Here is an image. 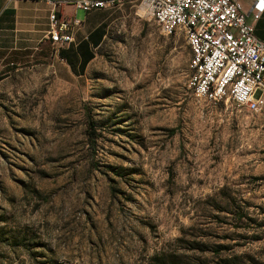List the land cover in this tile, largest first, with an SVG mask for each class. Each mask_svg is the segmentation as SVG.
Returning a JSON list of instances; mask_svg holds the SVG:
<instances>
[{"label":"rangeland","instance_id":"rangeland-1","mask_svg":"<svg viewBox=\"0 0 264 264\" xmlns=\"http://www.w3.org/2000/svg\"><path fill=\"white\" fill-rule=\"evenodd\" d=\"M139 5L84 72L0 78V264H264V111L197 98Z\"/></svg>","mask_w":264,"mask_h":264},{"label":"built area","instance_id":"built-area-1","mask_svg":"<svg viewBox=\"0 0 264 264\" xmlns=\"http://www.w3.org/2000/svg\"><path fill=\"white\" fill-rule=\"evenodd\" d=\"M16 2L20 0H7ZM139 8L164 36L183 32L190 51L188 89L200 99L232 101L251 113L264 111V41L255 38L236 0H69L75 10ZM57 8L63 3L49 2ZM262 8V6H261ZM80 21L49 15L46 39L55 48L71 43Z\"/></svg>","mask_w":264,"mask_h":264},{"label":"crops","instance_id":"crops-1","mask_svg":"<svg viewBox=\"0 0 264 264\" xmlns=\"http://www.w3.org/2000/svg\"><path fill=\"white\" fill-rule=\"evenodd\" d=\"M69 0H0V78L28 67H48L52 73L84 72L107 35L117 11L93 10L84 13L64 3ZM256 39L264 41V0H236ZM49 2L63 3L53 7ZM262 6V8H261ZM80 21L71 43L55 48L46 35L49 15Z\"/></svg>","mask_w":264,"mask_h":264},{"label":"trees","instance_id":"trees-1","mask_svg":"<svg viewBox=\"0 0 264 264\" xmlns=\"http://www.w3.org/2000/svg\"><path fill=\"white\" fill-rule=\"evenodd\" d=\"M88 125H89V129H90V134H92L91 135V137H89V140L91 141V142H94L96 139H97V137H96V135L92 132V128H93V126H94V123H93V121H88ZM166 264H175V261L174 260H171L169 263H166Z\"/></svg>","mask_w":264,"mask_h":264}]
</instances>
